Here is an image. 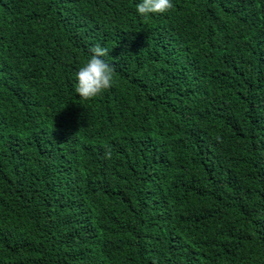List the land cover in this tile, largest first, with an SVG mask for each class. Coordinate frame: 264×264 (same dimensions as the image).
Segmentation results:
<instances>
[{"label":"trees","instance_id":"obj_1","mask_svg":"<svg viewBox=\"0 0 264 264\" xmlns=\"http://www.w3.org/2000/svg\"><path fill=\"white\" fill-rule=\"evenodd\" d=\"M138 2L0 0V264H264V0Z\"/></svg>","mask_w":264,"mask_h":264},{"label":"clouds","instance_id":"obj_2","mask_svg":"<svg viewBox=\"0 0 264 264\" xmlns=\"http://www.w3.org/2000/svg\"><path fill=\"white\" fill-rule=\"evenodd\" d=\"M173 6V0H139L136 10L139 15L163 14ZM108 49L96 45L91 50V55L75 73L74 93L80 98H94L108 88L114 82V71L110 63L105 59Z\"/></svg>","mask_w":264,"mask_h":264}]
</instances>
